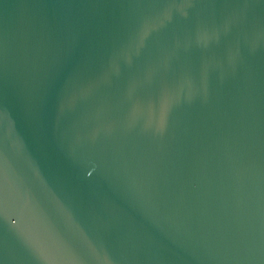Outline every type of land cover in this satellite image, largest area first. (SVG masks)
Returning a JSON list of instances; mask_svg holds the SVG:
<instances>
[{"label": "water", "instance_id": "1", "mask_svg": "<svg viewBox=\"0 0 264 264\" xmlns=\"http://www.w3.org/2000/svg\"><path fill=\"white\" fill-rule=\"evenodd\" d=\"M0 264H264V0H0Z\"/></svg>", "mask_w": 264, "mask_h": 264}]
</instances>
